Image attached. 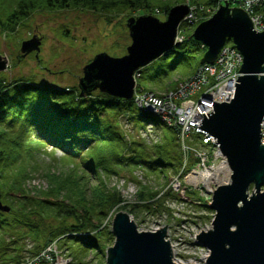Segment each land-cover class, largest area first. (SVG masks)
Wrapping results in <instances>:
<instances>
[{"label":"trees","instance_id":"1","mask_svg":"<svg viewBox=\"0 0 264 264\" xmlns=\"http://www.w3.org/2000/svg\"><path fill=\"white\" fill-rule=\"evenodd\" d=\"M182 3L198 7L196 27L208 18H204L207 9L219 6V0H0V36L13 38L37 13L81 9L104 16L110 24L116 20L113 13H127L126 19L136 14L166 17L169 8ZM125 22L119 21L128 32ZM182 30L185 40L159 58L162 63L153 62L139 71L138 91L162 95L203 63L207 49L192 38L194 28ZM60 36L77 39L68 26L61 28ZM117 46L112 47L115 54ZM19 62L17 57L12 66ZM43 65L40 59L38 66ZM64 72L68 71L58 73ZM35 79V74L0 75V187L1 199L10 207L8 213L0 211V264H19L54 241L74 264H107L105 246L114 236L103 224L112 208L125 201L112 182L135 185L138 203L130 205V213H155L167 209L164 200L176 198L168 185L191 171L197 159L184 155L174 130L132 100L99 91L82 94L78 85L38 86ZM125 121L134 134L124 129ZM149 125L158 131L159 140L141 136ZM189 144L205 147L198 136ZM39 147L59 149L58 161L65 171L49 164L41 175L46 180L43 189L30 186L38 173L37 162L31 165L30 160ZM182 189L190 194L188 187Z\"/></svg>","mask_w":264,"mask_h":264},{"label":"water","instance_id":"2","mask_svg":"<svg viewBox=\"0 0 264 264\" xmlns=\"http://www.w3.org/2000/svg\"><path fill=\"white\" fill-rule=\"evenodd\" d=\"M243 10V9H242ZM241 8L221 6L200 23L193 38L207 47L202 62L212 63L231 39L243 56L236 91L229 102L214 101V112L204 113L201 127L213 136L232 171L231 183L214 191L211 209L213 228L197 235L199 244L210 251L206 264H264V32H257ZM189 12L186 4L175 5L165 21L151 15L131 17L126 26L131 43L127 53L113 57L96 54L83 67L78 87L82 94L99 90L112 97L129 100L136 85L135 73L172 51L178 28ZM36 37L21 44L23 56L40 52ZM38 57V55H37ZM9 67V58L0 54V74ZM253 192L250 193V188ZM0 211L10 207L1 199ZM114 245L107 264H178L166 240L167 226L155 232L139 231L131 216L118 213L112 223Z\"/></svg>","mask_w":264,"mask_h":264},{"label":"rangeland","instance_id":"3","mask_svg":"<svg viewBox=\"0 0 264 264\" xmlns=\"http://www.w3.org/2000/svg\"><path fill=\"white\" fill-rule=\"evenodd\" d=\"M196 6V5H195ZM197 7V6H196ZM158 13L159 9L156 10ZM209 15L213 14V10H208ZM215 13V12H214ZM127 13H113L114 21L108 24L104 20V16H97V14L84 11L81 9L68 10L64 12H44L37 13L30 17L26 23L27 27H20L13 38H5L0 36V53L8 56L12 62L14 58L20 59V45L23 39L31 38L35 35L41 37L43 41V49L40 52V58L45 63L46 70L39 69L37 65L36 54H28L27 58L20 62L17 66H12L7 72L3 73L8 78L36 75L34 82L38 86H50L51 88L64 89L73 88L78 84V78L82 76V68L87 64L86 61L92 59L98 52H106L112 56H122V49L125 45L130 44V39L124 31L119 21L127 20ZM151 15V14H150ZM159 16V14H157ZM138 16L132 15L131 17ZM160 20H165L164 16H159ZM126 25V23H125ZM63 26H68L76 40H67L60 36V31ZM113 27V30H111ZM184 29H189L184 27ZM182 37L186 36L181 29ZM129 35V34H128ZM114 43L118 44L113 53ZM85 63V64H84ZM162 63L161 60H156L154 65ZM60 71H68L59 74ZM52 72L56 74H52ZM78 75L79 77H75ZM127 132L134 134V131L129 130L131 125L128 121ZM149 131H143L141 136L151 137L154 140L157 138L158 131L154 130L151 125L148 126ZM154 136V137H152ZM34 160H30L31 165L37 162L38 173L30 181V186L38 188L46 187V180L41 176L45 173L49 164H55L54 169L63 170L58 159L62 156V152L52 147H39L36 149ZM55 159L54 161L52 160ZM230 167V166H229ZM66 170V169H65ZM65 172V171H64ZM232 173V172H231ZM186 175L180 177V184L178 188H172L173 181L168 187L172 188L177 193L176 198H167L163 201L164 210L158 212H146L132 214L130 213V205L137 202L136 187L132 183L126 184L124 180L112 182L120 192L125 201L117 204L108 213L103 227L107 225L110 232H112V223L115 216L120 212H125L131 216L139 231L155 232L166 229V240L170 242L173 252V259L178 264H206V260L210 255V251L201 246L197 239V235L201 232H207L213 228V220L215 218V211L210 209L213 194L206 193L200 188L202 183L200 179H193ZM175 178V177H174ZM156 188L158 185L155 186ZM188 187L190 194H186L182 188ZM191 189V190H190ZM250 193L253 192V187L250 188ZM200 199L205 200L202 202ZM206 205V206H204ZM114 236V235H113ZM106 243L105 252L107 254L109 248L115 243L114 240H108ZM109 243V244H108ZM55 250L50 255L47 254V264H74L72 256H69L67 251L60 249L56 241L53 242ZM29 248L32 244L28 245ZM46 250V247L43 249ZM42 251V250H41ZM54 257L52 258V256ZM92 257L95 258L94 254ZM96 260V258H95Z\"/></svg>","mask_w":264,"mask_h":264},{"label":"built area","instance_id":"4","mask_svg":"<svg viewBox=\"0 0 264 264\" xmlns=\"http://www.w3.org/2000/svg\"><path fill=\"white\" fill-rule=\"evenodd\" d=\"M223 1L246 11L253 22V28L257 32L264 31V0ZM188 21L193 24V14L189 15ZM242 63L243 56L236 46L227 44L214 63L203 65L192 78L181 82L163 97H156L149 92L136 96L138 106L149 110L176 131L185 152L191 150L186 141L192 134L198 133L202 136V141L208 149L194 150L198 162L189 177L200 179L202 190L209 194H213L219 185L229 184L232 171L219 149L217 140L202 129L201 123L205 118L204 113L208 118V113L214 112V101L222 103L233 99L235 84L239 83L238 76H242L239 71ZM261 133L260 142L264 145V122L261 125ZM179 185L177 179L173 181L174 188ZM55 249L52 244L39 255L27 258L19 264H46L47 254L52 253L48 251Z\"/></svg>","mask_w":264,"mask_h":264},{"label":"bare ground","instance_id":"5","mask_svg":"<svg viewBox=\"0 0 264 264\" xmlns=\"http://www.w3.org/2000/svg\"><path fill=\"white\" fill-rule=\"evenodd\" d=\"M242 75H243V74H242ZM163 123L165 124V122H163ZM164 124H163V125H164ZM223 181H225V182H226L227 180H223ZM223 185H227V184H223ZM172 247H173V246H172Z\"/></svg>","mask_w":264,"mask_h":264}]
</instances>
